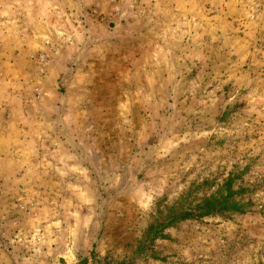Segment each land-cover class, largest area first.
Instances as JSON below:
<instances>
[{
	"label": "rangeland",
	"instance_id": "obj_1",
	"mask_svg": "<svg viewBox=\"0 0 264 264\" xmlns=\"http://www.w3.org/2000/svg\"><path fill=\"white\" fill-rule=\"evenodd\" d=\"M0 264H264V0H0Z\"/></svg>",
	"mask_w": 264,
	"mask_h": 264
},
{
	"label": "trees",
	"instance_id": "obj_2",
	"mask_svg": "<svg viewBox=\"0 0 264 264\" xmlns=\"http://www.w3.org/2000/svg\"><path fill=\"white\" fill-rule=\"evenodd\" d=\"M229 182L230 180H227L220 191H222L223 188L225 189L230 184ZM245 192L246 191L241 187L238 189L235 194L236 199L238 198V200L232 199V193H230V191H228L226 194L218 192L214 195L204 197L198 202L196 206L191 209V211H186V219L189 217H194L195 215L198 217H205L212 214H222L224 213L223 210H225L228 205V212L231 211L234 213L243 214L245 213L246 208L250 205L249 202H241L243 201L242 197L244 196Z\"/></svg>",
	"mask_w": 264,
	"mask_h": 264
}]
</instances>
